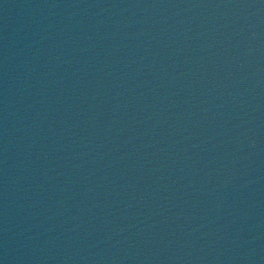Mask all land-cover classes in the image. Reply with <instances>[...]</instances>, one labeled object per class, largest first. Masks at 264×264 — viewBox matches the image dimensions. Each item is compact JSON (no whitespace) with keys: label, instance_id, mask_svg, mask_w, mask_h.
<instances>
[{"label":"water","instance_id":"obj_1","mask_svg":"<svg viewBox=\"0 0 264 264\" xmlns=\"http://www.w3.org/2000/svg\"><path fill=\"white\" fill-rule=\"evenodd\" d=\"M0 264H264V0H0Z\"/></svg>","mask_w":264,"mask_h":264}]
</instances>
